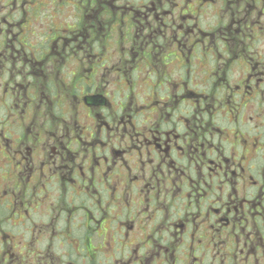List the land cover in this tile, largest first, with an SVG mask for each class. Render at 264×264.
<instances>
[{
	"label": "flooded vegetation",
	"instance_id": "1",
	"mask_svg": "<svg viewBox=\"0 0 264 264\" xmlns=\"http://www.w3.org/2000/svg\"><path fill=\"white\" fill-rule=\"evenodd\" d=\"M0 264H264V0H0Z\"/></svg>",
	"mask_w": 264,
	"mask_h": 264
}]
</instances>
